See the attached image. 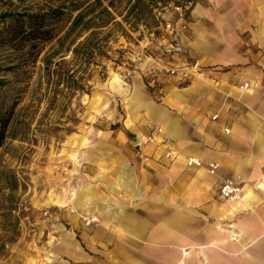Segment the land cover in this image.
I'll list each match as a JSON object with an SVG mask.
<instances>
[{
	"label": "rangeland",
	"instance_id": "1",
	"mask_svg": "<svg viewBox=\"0 0 264 264\" xmlns=\"http://www.w3.org/2000/svg\"><path fill=\"white\" fill-rule=\"evenodd\" d=\"M92 1L0 0V11L54 5L64 11L56 35L42 44L32 68L0 70L5 80L0 107L15 103L0 143V264L74 263L60 226L82 250L103 246V239H86L80 230L110 221L94 214L96 219L85 222L90 210L87 217L77 216V224L69 216L75 211L69 198L84 184L89 195L115 200L116 189L102 174L106 169L91 176L85 168L104 166L102 151L107 149L134 152L144 162H171L164 156L170 148L161 125L148 113L163 105L180 116L183 104L197 100L199 80L207 81L206 75L194 73L178 82L159 70L167 62L194 61L189 29L195 0L183 14L181 30L178 8L188 0H152L140 14L129 9L131 0ZM78 9L82 15L72 24ZM21 57L20 49L0 48V66ZM181 87H187L183 96H175L172 90Z\"/></svg>",
	"mask_w": 264,
	"mask_h": 264
},
{
	"label": "crops",
	"instance_id": "2",
	"mask_svg": "<svg viewBox=\"0 0 264 264\" xmlns=\"http://www.w3.org/2000/svg\"><path fill=\"white\" fill-rule=\"evenodd\" d=\"M190 18V51L207 81L199 80L197 100L183 104L180 116L163 105L148 113L161 125L172 161L103 150L104 166L85 168V174L106 169L115 200L89 195L84 184L69 198L75 210L69 216L77 224L90 210L111 224L93 223L89 232L83 225L82 237L104 243L87 250L60 226L75 259L66 264H264V0H195ZM243 81L248 85L239 88ZM186 88L172 93L181 97ZM187 155L216 160L219 167L209 173L186 166ZM224 177L241 180L240 197L218 194Z\"/></svg>",
	"mask_w": 264,
	"mask_h": 264
},
{
	"label": "trees",
	"instance_id": "3",
	"mask_svg": "<svg viewBox=\"0 0 264 264\" xmlns=\"http://www.w3.org/2000/svg\"><path fill=\"white\" fill-rule=\"evenodd\" d=\"M92 2L99 3L100 0H93ZM149 2H152V0H131L129 9L134 14H140L142 12L141 7ZM80 4H75L72 10L79 8ZM63 13L64 11L60 5L37 10L0 11V48H17L25 53V57L0 66V70L12 71L14 68L29 70L32 68L42 44L56 35L58 31L57 23L63 18ZM81 15L82 11L78 9L73 17L72 24L78 22ZM4 81V78L0 77V88H2ZM14 104V102L9 103L5 109L0 107V143L4 138Z\"/></svg>",
	"mask_w": 264,
	"mask_h": 264
},
{
	"label": "built area",
	"instance_id": "4",
	"mask_svg": "<svg viewBox=\"0 0 264 264\" xmlns=\"http://www.w3.org/2000/svg\"><path fill=\"white\" fill-rule=\"evenodd\" d=\"M191 6V1H186L181 7L178 8V29L185 28V20L183 14L185 11L189 10ZM169 25L168 23H166ZM172 29H169V33ZM159 70L166 75H170L174 78V80L180 82L185 79H188L192 74L196 73L201 74V69L194 61L192 63H184V62H167L160 65ZM261 79H264V72L260 74ZM248 85L246 81H243L238 85L239 88H245ZM216 114H212L211 118H214ZM224 131H227V128H224ZM164 156L167 159H171L173 157V152L170 149H166L164 151ZM185 165L194 166V167H203L209 173H215L219 167V162L213 159L202 160L195 155H187L184 159ZM241 187V180L236 177H224L218 186V194L227 199H234L238 196ZM89 219H85V222H88Z\"/></svg>",
	"mask_w": 264,
	"mask_h": 264
},
{
	"label": "bare ground",
	"instance_id": "5",
	"mask_svg": "<svg viewBox=\"0 0 264 264\" xmlns=\"http://www.w3.org/2000/svg\"><path fill=\"white\" fill-rule=\"evenodd\" d=\"M240 191H241V189H240ZM240 191H239L237 197H240ZM237 197H236V198H237ZM88 219H89V220H90V219H96V217H95V216H91V217H89ZM185 253H186V251H184V254H185Z\"/></svg>",
	"mask_w": 264,
	"mask_h": 264
}]
</instances>
